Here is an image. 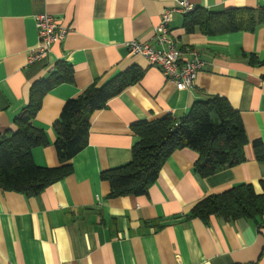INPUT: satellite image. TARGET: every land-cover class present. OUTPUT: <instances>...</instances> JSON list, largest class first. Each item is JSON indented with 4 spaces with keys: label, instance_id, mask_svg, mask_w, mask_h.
Segmentation results:
<instances>
[{
    "label": "crops",
    "instance_id": "0c3cea01",
    "mask_svg": "<svg viewBox=\"0 0 264 264\" xmlns=\"http://www.w3.org/2000/svg\"><path fill=\"white\" fill-rule=\"evenodd\" d=\"M176 1L0 0V133L13 129L31 84L47 77L56 61L73 71V81L49 90L36 113L34 124L48 140L32 149L36 165L60 164L52 124L67 99L130 66L142 71L92 114L86 145L70 160V175L35 197L0 189V264H264V215L185 219L196 202L234 185L250 184L262 193L264 161L255 159L252 142L264 143V24L254 31L186 33L183 16L175 15L172 38L184 54L194 50L203 61L194 86L177 90L124 46L132 39L152 45L161 10ZM188 1L208 12L264 7V0ZM43 12L70 31L47 56L29 63L38 43L35 16ZM212 96L225 98L238 112L247 139L245 161L202 177L193 170L197 152L177 149L146 194L107 198L109 184L100 173L131 159L133 123L166 114L179 119L194 102Z\"/></svg>",
    "mask_w": 264,
    "mask_h": 264
},
{
    "label": "trees",
    "instance_id": "16d2710c",
    "mask_svg": "<svg viewBox=\"0 0 264 264\" xmlns=\"http://www.w3.org/2000/svg\"><path fill=\"white\" fill-rule=\"evenodd\" d=\"M264 24V7L230 8L208 12L197 8L183 16L186 33L207 35L234 31H254ZM256 60L253 57L251 63ZM142 71L130 66L104 82L94 81L79 95L67 99L52 124L53 146L59 166L41 167L32 159V149L48 143L46 132L34 124L44 95L62 83L73 81V71L64 61H56L45 78L34 81L28 99L13 119V129L0 133V189L35 197L46 187L72 173L70 160L84 148L92 114L104 108L114 96L138 81ZM264 80V74L262 75ZM136 140L131 159L120 166L103 170L100 179L108 182L107 198L144 195L156 180L166 158L177 149L190 148L198 157L193 170L202 177L245 161L247 143L240 116L220 96L194 102L179 119L166 114L155 120L137 121L131 125ZM255 159L264 161V143L252 142ZM216 215L223 221L256 220L264 215V183L256 194L250 184H237L229 189L205 196L196 202L185 219L199 218L207 222Z\"/></svg>",
    "mask_w": 264,
    "mask_h": 264
},
{
    "label": "built area",
    "instance_id": "2783aa9c",
    "mask_svg": "<svg viewBox=\"0 0 264 264\" xmlns=\"http://www.w3.org/2000/svg\"><path fill=\"white\" fill-rule=\"evenodd\" d=\"M195 9L196 6L188 0H177L176 4L161 10L159 21L152 30V45L136 39L124 43L131 54L143 56L150 66L158 68L177 90L191 89L194 86L203 61L194 50L184 54L170 34V22L175 15L186 16ZM34 24L38 43L29 51V63L47 56L51 46L63 41L70 31L68 26L61 24L47 12L36 15Z\"/></svg>",
    "mask_w": 264,
    "mask_h": 264
}]
</instances>
